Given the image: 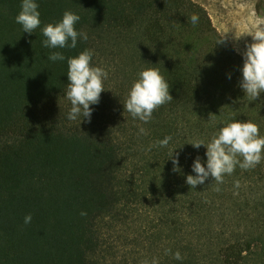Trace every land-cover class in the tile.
<instances>
[{"label": "trees", "instance_id": "16d2710c", "mask_svg": "<svg viewBox=\"0 0 264 264\" xmlns=\"http://www.w3.org/2000/svg\"><path fill=\"white\" fill-rule=\"evenodd\" d=\"M21 2L0 0V264H264V160L237 166L220 191L211 177L195 189L186 183L194 158L205 167L207 159L203 145L188 142H207L232 118L264 135V92L249 101L242 59L226 39L217 42L204 8L192 0H36L41 25L29 34L15 21ZM65 10L80 16L75 27L88 39L43 47L41 29ZM84 49L108 78L90 122L79 124L67 118L66 72L67 57ZM53 51L66 59L49 60ZM145 67L159 69L173 97L148 123L123 107ZM165 136L167 147H151Z\"/></svg>", "mask_w": 264, "mask_h": 264}, {"label": "clouds", "instance_id": "9594fccd", "mask_svg": "<svg viewBox=\"0 0 264 264\" xmlns=\"http://www.w3.org/2000/svg\"><path fill=\"white\" fill-rule=\"evenodd\" d=\"M190 19L193 25L199 21V17L195 14ZM79 20L78 14L65 10L59 21L46 23L41 29L45 38L42 40L43 47L74 49L77 47L78 39L86 41L87 33L77 31L75 27ZM15 21L22 26L23 32L34 33L41 25L36 0H22ZM225 33L221 34L217 42L225 39ZM243 34L250 35L252 42L246 45L242 53L243 65L240 69L242 79L239 81V86L249 101H252L264 92V20L256 21L249 31L239 36L234 35V38L239 39ZM92 56V49H84L75 56L67 57L66 97L71 103L67 118L71 121L79 118V124L82 118L90 122L92 113L90 105L99 103L100 95L105 90L104 81L108 78V72L103 67L92 64ZM48 59L55 62L64 61L66 57L62 52L53 51L49 53ZM169 88V82L158 68H143L129 88L127 98L123 103L124 111H127L133 118L148 123L155 110L173 100ZM139 134L147 135L148 132L145 128L139 127ZM171 140V136H165L151 147H167ZM188 143L195 148L201 145L206 148V167L201 162V158L197 156L191 166L195 175L186 176V183L194 189L197 185H203L211 177L212 181L216 182L214 190L220 191L224 177L233 174L237 166L249 170L264 160V135H261L258 124L251 120L229 119L222 122L207 142L194 140ZM174 149L170 150L169 157L172 158L173 170L178 172L180 171L178 154L173 156ZM235 187L239 188L238 181L235 182ZM81 215H86V213L81 212ZM31 221V213L26 214L24 223L27 225ZM170 251L166 249L165 254ZM173 256L176 260L183 259L179 251H176ZM141 264H158V261L155 258L151 261L146 259Z\"/></svg>", "mask_w": 264, "mask_h": 264}, {"label": "rangeland", "instance_id": "374dc122", "mask_svg": "<svg viewBox=\"0 0 264 264\" xmlns=\"http://www.w3.org/2000/svg\"><path fill=\"white\" fill-rule=\"evenodd\" d=\"M192 1L204 8L220 35L226 32L225 39L243 63L242 53L246 45L252 42V37L243 34L239 39H235L234 35L239 36L245 33L254 26L256 21L264 20V0Z\"/></svg>", "mask_w": 264, "mask_h": 264}, {"label": "bare ground", "instance_id": "6f19581e", "mask_svg": "<svg viewBox=\"0 0 264 264\" xmlns=\"http://www.w3.org/2000/svg\"><path fill=\"white\" fill-rule=\"evenodd\" d=\"M263 11V10H262Z\"/></svg>", "mask_w": 264, "mask_h": 264}]
</instances>
